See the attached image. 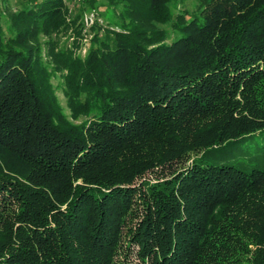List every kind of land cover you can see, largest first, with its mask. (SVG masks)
Listing matches in <instances>:
<instances>
[{
	"label": "trees",
	"instance_id": "16d2710c",
	"mask_svg": "<svg viewBox=\"0 0 264 264\" xmlns=\"http://www.w3.org/2000/svg\"><path fill=\"white\" fill-rule=\"evenodd\" d=\"M30 1L0 21V264H119L127 217L142 262L264 264V167L207 160L264 135V0H107L120 30L54 54L73 119L38 42L68 1Z\"/></svg>",
	"mask_w": 264,
	"mask_h": 264
},
{
	"label": "rangeland",
	"instance_id": "374dc122",
	"mask_svg": "<svg viewBox=\"0 0 264 264\" xmlns=\"http://www.w3.org/2000/svg\"><path fill=\"white\" fill-rule=\"evenodd\" d=\"M68 13L64 27L51 34H40L38 42L41 46L42 55L50 68L56 67L53 70L52 83L55 86L57 97L64 109V112L71 118V109L68 105V98L65 94V80L64 75L66 68L62 65L56 66L54 61V54L60 51L72 52L75 57L85 58L89 52L92 41L96 38H106L113 30L119 31L120 28L114 23L115 14L118 11L107 0L105 4L96 7H87L82 0H67ZM30 0H0V21L5 28L10 22V14L20 11L24 6L30 4ZM176 6L179 10H187L190 13L199 11V0H176ZM147 26L163 27L169 31V40L177 36L169 25H163L156 21H145ZM85 116L75 120L80 122ZM264 135L256 134L251 139L238 142L235 145L223 150L219 155L208 158L210 162L217 164H230L250 170L253 166L264 167ZM182 165L173 164L171 167H165L163 170L156 169V172H148L146 178L155 179L156 175H170L174 169H180ZM129 217L124 220L121 227V236L118 238V248L114 254L115 262L119 264H149L142 262L137 255L138 246L132 245L125 248L124 245L129 239L130 227L133 223Z\"/></svg>",
	"mask_w": 264,
	"mask_h": 264
}]
</instances>
